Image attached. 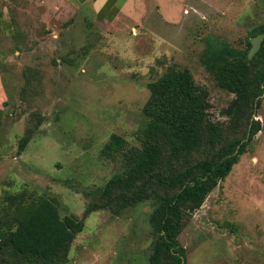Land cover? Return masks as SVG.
<instances>
[{"label":"rangeland","instance_id":"1","mask_svg":"<svg viewBox=\"0 0 264 264\" xmlns=\"http://www.w3.org/2000/svg\"><path fill=\"white\" fill-rule=\"evenodd\" d=\"M125 7L97 22L75 0H0V197L26 186L55 197L61 215L82 217L92 200L86 193L120 169V156L106 159L101 148L111 134L127 148L138 144L147 83L171 63L207 89L209 117L228 121L232 111L224 109L235 96L216 84L202 55L216 42L246 48L250 31L264 24V0H130ZM253 118L261 129L178 236L186 264H264V93ZM152 207L89 213L70 257L149 264Z\"/></svg>","mask_w":264,"mask_h":264},{"label":"trees","instance_id":"2","mask_svg":"<svg viewBox=\"0 0 264 264\" xmlns=\"http://www.w3.org/2000/svg\"><path fill=\"white\" fill-rule=\"evenodd\" d=\"M264 33V24L250 31L246 48L209 44L202 63L216 84L237 102L225 124L209 117V93L195 83L186 67L169 64L147 83L142 107L146 118L138 144L111 134L100 155L120 169L103 186L86 193L92 200L83 216L61 215L55 197L30 191L4 192L0 197V264H65L84 218L98 209L119 215L149 201L151 228L149 264H186L178 236L207 195L230 173L248 143L261 129L254 119L264 93V38L248 58L250 38ZM234 98V99H235ZM32 130L19 141L20 154Z\"/></svg>","mask_w":264,"mask_h":264},{"label":"crops","instance_id":"3","mask_svg":"<svg viewBox=\"0 0 264 264\" xmlns=\"http://www.w3.org/2000/svg\"><path fill=\"white\" fill-rule=\"evenodd\" d=\"M79 5H86L90 10L91 17L95 18L97 22H104L106 20L111 21L118 13L122 11V9L126 6L128 1L124 0L123 2H119V0H75ZM126 8V7H125ZM3 119V112L0 107V130H1V122ZM82 251L81 249L79 250ZM70 254V253H69ZM80 256L74 255L70 257L69 260L65 264H86L82 262L79 258Z\"/></svg>","mask_w":264,"mask_h":264},{"label":"water","instance_id":"4","mask_svg":"<svg viewBox=\"0 0 264 264\" xmlns=\"http://www.w3.org/2000/svg\"><path fill=\"white\" fill-rule=\"evenodd\" d=\"M263 38H264V33H259L253 36L252 38H250V48L247 54L248 58H251L259 50ZM236 102L237 99L235 98L233 102L226 109H224V113L226 115H229L231 113L232 108L234 107Z\"/></svg>","mask_w":264,"mask_h":264}]
</instances>
